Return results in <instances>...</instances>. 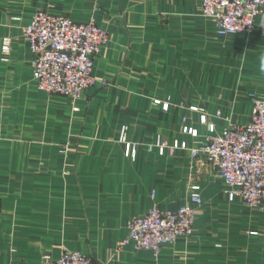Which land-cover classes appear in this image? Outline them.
Instances as JSON below:
<instances>
[{
    "label": "crops",
    "instance_id": "0c3cea01",
    "mask_svg": "<svg viewBox=\"0 0 264 264\" xmlns=\"http://www.w3.org/2000/svg\"><path fill=\"white\" fill-rule=\"evenodd\" d=\"M200 5L0 0V264H44L67 251L95 264H264V209L230 200L218 171L192 154L208 135L203 114L219 134L247 123L253 99L264 98V10L253 33L221 37ZM38 11L94 20L109 34L97 84L79 100L37 90L23 29ZM193 185L202 203L191 237L158 255L122 245L134 217L189 205Z\"/></svg>",
    "mask_w": 264,
    "mask_h": 264
},
{
    "label": "built area",
    "instance_id": "2783aa9c",
    "mask_svg": "<svg viewBox=\"0 0 264 264\" xmlns=\"http://www.w3.org/2000/svg\"><path fill=\"white\" fill-rule=\"evenodd\" d=\"M202 15L215 20L221 37L251 34L257 18L264 10V0H200ZM32 53V74L37 90L79 100L95 87V59L109 43L106 29L94 20L76 23L66 15L38 11L23 29ZM2 51L8 55L11 41L5 39ZM7 61V57L3 58ZM161 105L160 101H155ZM168 109V104L163 107ZM193 112H203L191 107ZM207 126L205 142L192 150L193 157H204L218 171L227 186L230 200L240 199L249 208L264 209V98L253 99L250 119L245 124L228 123L219 134L207 116H201ZM194 138L198 131L184 128ZM124 139V138H123ZM160 154L166 145L159 146ZM126 156L135 158V151L126 145ZM174 148L187 149L186 143L175 142ZM200 186L191 187V203L176 211L153 206L146 215L134 217L129 234L122 245L133 243L137 250L158 255L163 247L189 238L194 233L196 207L201 205ZM44 264H95L88 256L75 251L65 252L58 260ZM101 264V263H99Z\"/></svg>",
    "mask_w": 264,
    "mask_h": 264
},
{
    "label": "rangeland",
    "instance_id": "374dc122",
    "mask_svg": "<svg viewBox=\"0 0 264 264\" xmlns=\"http://www.w3.org/2000/svg\"><path fill=\"white\" fill-rule=\"evenodd\" d=\"M176 33H177V36H176V47H177V49L176 50H179V51H181V56L180 57H183L182 55H183V53H182V51H183V49L181 48V46H183V43H181V40H179V39H181L183 36H181V35H178V33H179V31H176ZM188 33H191L192 34V32H186V34H188ZM185 34V36L186 37H188L187 35ZM181 60H185V59H181ZM177 65H183V64H177ZM177 67H179V66H177ZM183 69V68H182ZM181 69V71L182 72H187L185 69H183L182 70ZM178 77V76H177ZM33 82V81H32ZM224 83L225 82H223V85H224ZM228 86V83L226 84V87ZM224 88H225V86H224ZM0 93H2V92H0ZM16 99L18 100L19 99V92L18 91H16ZM18 107V106H17Z\"/></svg>",
    "mask_w": 264,
    "mask_h": 264
},
{
    "label": "clouds",
    "instance_id": "9594fccd",
    "mask_svg": "<svg viewBox=\"0 0 264 264\" xmlns=\"http://www.w3.org/2000/svg\"><path fill=\"white\" fill-rule=\"evenodd\" d=\"M261 67H262V70H264V64H262V66H261Z\"/></svg>",
    "mask_w": 264,
    "mask_h": 264
}]
</instances>
